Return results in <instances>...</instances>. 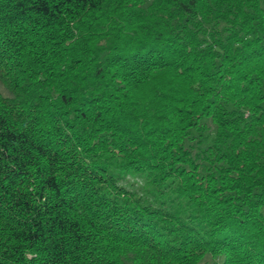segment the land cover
Returning a JSON list of instances; mask_svg holds the SVG:
<instances>
[{
	"label": "trees",
	"instance_id": "obj_1",
	"mask_svg": "<svg viewBox=\"0 0 264 264\" xmlns=\"http://www.w3.org/2000/svg\"><path fill=\"white\" fill-rule=\"evenodd\" d=\"M264 264V0H0V264Z\"/></svg>",
	"mask_w": 264,
	"mask_h": 264
},
{
	"label": "rangeland",
	"instance_id": "obj_2",
	"mask_svg": "<svg viewBox=\"0 0 264 264\" xmlns=\"http://www.w3.org/2000/svg\"><path fill=\"white\" fill-rule=\"evenodd\" d=\"M221 259L220 258H212L210 255H207L201 262L200 264H214L215 261H220Z\"/></svg>",
	"mask_w": 264,
	"mask_h": 264
}]
</instances>
